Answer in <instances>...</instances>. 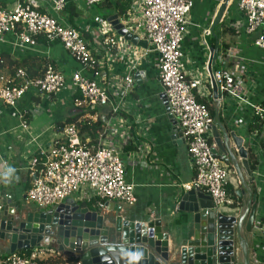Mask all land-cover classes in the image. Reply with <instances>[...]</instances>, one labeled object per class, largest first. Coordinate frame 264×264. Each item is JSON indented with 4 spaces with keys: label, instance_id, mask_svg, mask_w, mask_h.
<instances>
[{
    "label": "built area",
    "instance_id": "built-area-1",
    "mask_svg": "<svg viewBox=\"0 0 264 264\" xmlns=\"http://www.w3.org/2000/svg\"><path fill=\"white\" fill-rule=\"evenodd\" d=\"M104 1L14 0L11 8L0 2V45H6L12 54H37L43 45L38 41L40 38L45 45H61L81 68V71L69 72L63 62L48 60L44 75L38 78H30L23 69L13 76L0 71V106L17 116L27 135L26 147L33 149L28 160L31 187L27 200L39 207L54 208L73 197L76 202L93 205L97 210H104L107 202L129 207L138 202L136 187L127 180L121 153L149 131V119L140 114L134 98L142 56L131 42L114 31L109 22L111 16L96 11ZM130 2L128 17L119 22L140 41L147 42L148 48L142 51L144 56L151 52L158 56L153 76L163 89L170 114L187 140L196 171L195 180L183 189L207 193L217 215L238 214L241 207L234 205L229 192L234 174L232 166L212 151L215 121L209 108L211 76L210 80L191 78L183 64L182 44L195 0ZM71 3L80 15L67 10ZM232 10L236 15L233 16ZM223 22L228 29L253 38V46L264 52V0H231ZM241 52L235 47L220 48L215 71L222 93L221 105L233 116L234 128L244 123L237 117L245 108L253 111L255 117L264 115V109L246 99L240 90L245 79L253 77L244 70L245 59ZM120 59L125 63L118 71H113L112 65L118 64ZM0 64H3L1 52ZM28 93L38 107L45 105L49 113L67 104L77 110L83 107L105 110L104 116H87L102 122L104 135L89 148L84 142L90 139L80 134L77 127L58 129L53 125L55 138L43 143V136L31 134L18 110ZM254 138L264 153V121L260 136ZM23 139L21 136L20 141ZM138 148L137 158L146 159L149 147L141 144ZM254 154L256 156L257 151ZM14 174L15 167L4 159L0 191L3 181H12ZM257 201L250 243L253 261L264 264V199L257 198ZM39 260V255L33 252L29 258L19 254L0 258V264H40Z\"/></svg>",
    "mask_w": 264,
    "mask_h": 264
},
{
    "label": "crops",
    "instance_id": "crops-1",
    "mask_svg": "<svg viewBox=\"0 0 264 264\" xmlns=\"http://www.w3.org/2000/svg\"><path fill=\"white\" fill-rule=\"evenodd\" d=\"M13 1L0 0L7 8L13 6ZM221 1L195 0V6L189 18L190 25L187 28L182 44L183 64L191 78L199 77L210 80V46L215 45V40L211 37V26L216 18ZM232 12L233 16L236 15L235 10H232ZM223 25L225 26L226 24L223 22ZM221 27L220 25L215 29L219 39V52L220 48L221 50L228 49L230 42L234 43L233 47L237 48V50L241 49L242 56L245 59L244 70L250 78L253 77L250 80L245 79L240 90L246 99L260 106L264 101V52L253 46V38L240 34L236 30L228 29L227 25L225 26L226 30ZM218 28L220 29L219 32H217ZM231 31L234 32V35L225 34ZM133 46L139 51V55L142 56L139 72H146V80H143L141 85L136 84L134 98L140 114L149 119V125L147 126L149 131L146 132V136L135 139V143L125 147L121 153V158L126 166L127 180L135 185L138 202L133 207L115 203L121 208V215L125 219H129V216L144 217L153 221H161L165 226L167 223L174 221L178 227H184L188 215L179 211L178 196L184 186L191 184L195 180L196 171L188 153L187 140L176 131L177 128L181 132L179 126L174 124V120L169 118L170 112L167 111V106L164 104V100L161 99L163 89L153 76V72L157 69L158 56L152 52L144 56L142 51L146 48ZM0 52L9 54L12 60L41 57L50 61H61L66 64L69 72L81 71L80 66L74 62L59 44L51 46L40 45L37 54L27 52L12 54L6 45H0ZM123 63H125V60L120 59L118 64L114 63L112 65V70L118 71ZM1 73L7 74V72ZM211 94L213 97V90H211ZM212 97L210 98L213 106L214 99ZM35 107L36 109H34ZM18 110L24 116V122L28 125L31 134L42 135V142L48 143L55 138V132L52 129L53 125L64 123L77 109L67 104L60 105L53 113H49L45 105L38 107L37 101L32 97L31 93H28L18 105ZM97 112L98 114L94 116L106 115L105 110H97ZM91 116L89 115V117ZM237 118L243 119L244 123L234 128L232 126L233 116L226 112L224 104L220 106L221 123L229 133H234L245 140V147L254 158V167L251 168L250 164L252 162L249 159L250 157H248L252 179L255 178L252 189L256 193L257 198L262 200L264 199V153L260 150L258 141L254 138L255 136L250 134V126L254 122L255 116L253 111L245 108ZM145 128L143 124V133ZM21 136L24 137L23 141H20ZM26 139L27 135L22 131L17 116L10 115L7 108L0 106V173L3 170L4 159L15 167L13 180L10 182L3 181L4 186L0 192L5 196L11 197L15 203L38 208V206L27 200V193L31 187L28 160L33 149L26 147ZM141 144H143V147L147 146L150 149V152L145 156L146 159L137 158L138 147ZM252 150L257 151L256 156L254 154L256 151L252 152ZM235 155L241 164L237 152ZM232 170L234 174L232 184L229 187L231 196L243 189L233 166ZM244 197L246 199L247 196ZM245 199L242 205H244ZM69 202L82 204L76 202L75 197L64 201V203ZM82 205L97 210L93 205ZM50 209L48 208L47 210ZM165 231L172 236L173 231L171 229L166 228ZM26 251H31V249ZM32 251L38 254L39 259L42 261L54 255H59L66 259L53 247L39 248ZM9 256L11 255L8 246L0 243V258L5 259Z\"/></svg>",
    "mask_w": 264,
    "mask_h": 264
},
{
    "label": "water",
    "instance_id": "water-1",
    "mask_svg": "<svg viewBox=\"0 0 264 264\" xmlns=\"http://www.w3.org/2000/svg\"><path fill=\"white\" fill-rule=\"evenodd\" d=\"M230 3L231 0H223L211 26L215 45L210 46L209 72L215 121L212 151L233 166L243 188L237 192L239 199L244 201L247 196L238 214L217 215L210 196L198 189L182 188L178 196L179 211L188 215L184 227H178L174 221L165 226L144 217L125 219L115 202H107L104 210L73 202L47 210L15 203L0 192V243L8 246L10 255L53 247L64 257L77 259L79 264H257L250 243L258 201L252 189L249 152L245 140L229 133L221 123L222 93L215 78L219 54L215 29L222 24ZM109 22L126 41L148 48L146 41H140L120 24L117 15L111 16ZM135 79L141 85L146 72L137 73ZM161 99L170 112L164 94ZM169 118L174 120L171 114ZM176 131L183 135L179 129ZM166 228L173 231L172 236Z\"/></svg>",
    "mask_w": 264,
    "mask_h": 264
},
{
    "label": "trees",
    "instance_id": "trees-1",
    "mask_svg": "<svg viewBox=\"0 0 264 264\" xmlns=\"http://www.w3.org/2000/svg\"><path fill=\"white\" fill-rule=\"evenodd\" d=\"M131 2L130 0H105L102 4L98 6V11L103 15H117L119 19L125 20L128 17V12L130 10ZM68 11L73 15H80L74 6L71 4L68 5ZM225 32V31H224ZM231 35H234V32H230ZM41 44H44L42 39H38ZM46 44V43H45ZM3 64H0V71L7 72L9 75L13 76L17 70L23 69L26 70L30 78L42 77L45 73V70L48 66V60L41 57H28L21 60H12L10 55L7 53H2ZM264 109V101L260 105ZM212 115L214 116V108L212 104L209 106ZM98 112L96 110L82 109L76 110V112L68 118L64 124H57L58 129H63L66 126H75L79 130L80 134L85 135L90 142H84L87 147L92 148L95 143L104 135V127L100 120L93 121L87 116L96 115ZM87 115V116H86ZM264 121V115L256 116L254 122L250 126V134L254 136H260L262 123ZM249 159L252 162L251 168L254 167V158L252 154L249 153ZM233 201L235 206H241L242 202L236 193L233 194ZM19 255L24 257H31L33 251H22L18 252ZM40 264H79V261L75 258H62L59 255L50 256L46 260H39Z\"/></svg>",
    "mask_w": 264,
    "mask_h": 264
},
{
    "label": "rangeland",
    "instance_id": "rangeland-1",
    "mask_svg": "<svg viewBox=\"0 0 264 264\" xmlns=\"http://www.w3.org/2000/svg\"><path fill=\"white\" fill-rule=\"evenodd\" d=\"M96 11H98V8H96ZM225 20H226V19H225ZM224 24L227 25V23H224ZM226 25H225V26H226ZM221 26H222L221 28L224 30V29H225V26H224L223 24H222ZM219 30H220V29L218 28V29H217V32H219ZM225 30H226V29H225ZM215 33H216V32H215ZM216 34H217V33H216ZM225 34H229V36L231 35L230 33H225ZM233 44H234L233 42H230L229 45H228L229 48H232V47H233Z\"/></svg>",
    "mask_w": 264,
    "mask_h": 264
}]
</instances>
